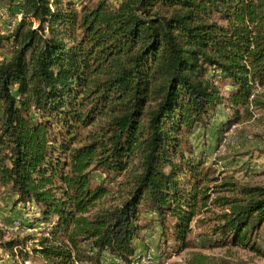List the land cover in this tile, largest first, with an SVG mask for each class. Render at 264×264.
Returning a JSON list of instances; mask_svg holds the SVG:
<instances>
[{
    "label": "trees",
    "instance_id": "trees-1",
    "mask_svg": "<svg viewBox=\"0 0 264 264\" xmlns=\"http://www.w3.org/2000/svg\"><path fill=\"white\" fill-rule=\"evenodd\" d=\"M8 4L20 18L0 37L11 45L0 60V194L39 208L47 236L36 254L46 264H102L108 251L130 264L142 203L174 220L185 249L210 190L234 184L204 185L203 160L185 157L181 137L207 127L219 106L233 117L222 130L250 109L264 112V0H96L79 11L68 0ZM208 70L230 82L227 97ZM95 170L123 174L126 193L92 212L109 194L93 185ZM211 202L224 209L212 230L220 246L264 256L255 237L264 186ZM15 246L0 231V248Z\"/></svg>",
    "mask_w": 264,
    "mask_h": 264
},
{
    "label": "rangeland",
    "instance_id": "rangeland-1",
    "mask_svg": "<svg viewBox=\"0 0 264 264\" xmlns=\"http://www.w3.org/2000/svg\"><path fill=\"white\" fill-rule=\"evenodd\" d=\"M78 11L82 7H92L96 0H68ZM111 6H116L118 0H108ZM8 0H0V37L9 35L17 22V16L12 13L14 8L8 9ZM14 25V26H13ZM11 54V45L0 40V60L7 59ZM208 78H214L222 96L227 97L230 82L225 80L219 72L208 70ZM258 92H264L259 89ZM251 114L241 113L238 123L230 125L226 130L223 124L232 117V111L226 106H219L210 115L209 124L204 128H194L182 135L181 151L186 158L203 160L201 173L204 185L212 188L223 183L234 184L231 187L213 188L210 190V201L206 207L200 208L192 220L186 236L188 246L184 249L174 238L172 228L174 220L166 217L163 221L157 213L142 203L139 207L137 225L140 227L132 241L134 254L138 257L149 254L154 258V264H191L203 258V264H264V256L249 250L220 246L221 236L213 232L219 225L218 216L223 208L214 204L217 196H239L241 187L264 186V112L250 109ZM216 135L220 141L216 142ZM93 185L102 184L109 191L105 199L98 202L92 211L118 205L125 197L126 188L119 184L124 175L114 176L100 170L92 171ZM14 198L7 194H0V231L4 242L14 241L16 246L12 251L0 248L1 264H46L36 254L38 242L47 236L46 224L40 221L39 208L34 204H14ZM256 244L264 250V228L256 233ZM85 250L86 244L81 242ZM106 258L102 264H124L119 258L112 257L106 251ZM117 263V264H118ZM132 263V262H131ZM130 263V264H131ZM87 264V263H83ZM134 264V263H132Z\"/></svg>",
    "mask_w": 264,
    "mask_h": 264
},
{
    "label": "built area",
    "instance_id": "built-area-1",
    "mask_svg": "<svg viewBox=\"0 0 264 264\" xmlns=\"http://www.w3.org/2000/svg\"><path fill=\"white\" fill-rule=\"evenodd\" d=\"M19 18H20V15L17 16V20ZM115 262H116L115 264H117L118 259H115ZM132 263H134V264H154V258L151 255L145 253V254H142L141 256H138V257L133 256Z\"/></svg>",
    "mask_w": 264,
    "mask_h": 264
}]
</instances>
